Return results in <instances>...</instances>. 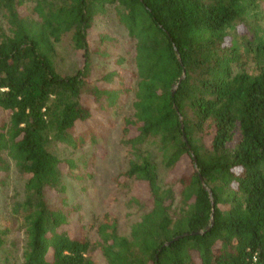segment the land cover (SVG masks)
<instances>
[{
  "label": "trees",
  "instance_id": "obj_1",
  "mask_svg": "<svg viewBox=\"0 0 264 264\" xmlns=\"http://www.w3.org/2000/svg\"><path fill=\"white\" fill-rule=\"evenodd\" d=\"M110 18L127 57L94 30ZM120 117L125 233L85 223L65 184L104 152L90 124ZM11 165L0 251L20 214V264H264V0H0L1 189Z\"/></svg>",
  "mask_w": 264,
  "mask_h": 264
},
{
  "label": "rangeland",
  "instance_id": "obj_2",
  "mask_svg": "<svg viewBox=\"0 0 264 264\" xmlns=\"http://www.w3.org/2000/svg\"><path fill=\"white\" fill-rule=\"evenodd\" d=\"M94 30L107 32L110 36L117 37L120 40L118 51L126 56L127 38L113 19L97 21ZM70 49L67 39L57 45L58 65L63 72H67L76 65ZM243 66L246 69L250 68V64L243 63ZM128 111L127 105L124 113ZM98 118L96 120L100 121ZM120 119L121 117L116 119L114 126L108 127L106 132L100 131L102 127H97L99 124H90L97 138V145H103L104 152L95 155L92 160L95 165L92 179L90 175H87L88 179L84 182L70 179L65 181V184L67 185L68 203L78 208L85 223L91 224L94 219H101L106 212H112L117 216L120 231L125 233L128 226L126 214L129 212L125 206L127 198L125 190L120 188L115 181V178L126 169L125 150L120 142ZM91 154L94 155L93 146L86 141L85 145L77 151L76 157L92 156ZM76 173L81 175L83 171L78 170ZM21 190L22 183L17 177L15 168L11 165L6 184L3 189L0 188V213L11 212V209L16 207L15 203L11 204L12 199L16 198ZM13 215L16 216V220L10 225V233L0 251V264H20L24 237L21 231L22 218L20 214ZM7 256L9 257L8 262L5 258Z\"/></svg>",
  "mask_w": 264,
  "mask_h": 264
},
{
  "label": "water",
  "instance_id": "obj_3",
  "mask_svg": "<svg viewBox=\"0 0 264 264\" xmlns=\"http://www.w3.org/2000/svg\"><path fill=\"white\" fill-rule=\"evenodd\" d=\"M177 57H178V55H177ZM178 60H179V57H178ZM183 77H184V72H183V75H182V77L180 78L179 82L183 79ZM175 88H176V87H175ZM179 120H180V122L182 121L181 117L179 118ZM181 129H183L182 124H181ZM191 155H192V157H193V159H194V156H193V153H192V152H191ZM195 168H196V165H195ZM199 178H200V182H201L202 187H203L204 189H206L203 180L201 179V177H199ZM208 193L210 194V191H208ZM211 223H212V219H211ZM207 230H208V229H207ZM198 234H200V233H198ZM193 235H194V234H193ZM187 236H188V234H183V235H181V236H178V237L174 238L172 241H170V242H166V243L164 244V247H167V246H169L171 243L177 241L178 239H180V238H184V237H187Z\"/></svg>",
  "mask_w": 264,
  "mask_h": 264
}]
</instances>
